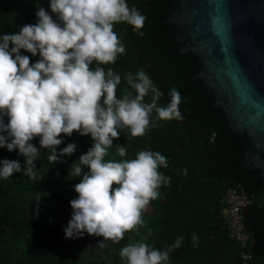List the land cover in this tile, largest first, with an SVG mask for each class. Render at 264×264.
<instances>
[{
  "label": "clouds",
  "instance_id": "clouds-1",
  "mask_svg": "<svg viewBox=\"0 0 264 264\" xmlns=\"http://www.w3.org/2000/svg\"><path fill=\"white\" fill-rule=\"evenodd\" d=\"M48 7L51 11L37 7L35 23L0 33V147L24 157L23 167L19 159H0V178L21 172L40 180L44 173L35 162L42 148L47 160L56 162L77 148L73 141L57 149L64 139L60 133L90 134L91 146L69 169V176L81 178L73 186L78 195L69 201L72 212L63 232L65 238L102 237L97 244L106 247L107 241L117 243L126 231L145 223L144 210L160 195L161 185L171 181L160 170L169 164L159 150L106 159L113 138L121 129L134 137L158 127L159 121L184 119L181 93L173 86L167 102L158 103L165 93L141 68L126 74L130 88L117 96L121 74L102 65L114 63L125 50L114 31L116 22H126L143 35L146 14L136 5L128 0H49ZM21 49L39 53V58L30 63ZM37 136L39 147L32 143ZM215 136L213 131L210 140ZM117 145L119 156L126 157V147ZM183 239L177 236L162 249L139 240L123 245L119 255L124 264H168L169 253ZM192 240L195 246L196 233Z\"/></svg>",
  "mask_w": 264,
  "mask_h": 264
},
{
  "label": "trees",
  "instance_id": "trees-1",
  "mask_svg": "<svg viewBox=\"0 0 264 264\" xmlns=\"http://www.w3.org/2000/svg\"><path fill=\"white\" fill-rule=\"evenodd\" d=\"M38 1L0 0V33L16 32L25 23H35ZM128 2L146 14L140 30L143 35L126 22H116L114 31L125 50L114 63L102 66L121 74L118 97L130 88L126 74L141 68L165 93L158 103H166L168 89L177 87L184 116L182 120L159 121L158 127H149L140 136L130 137L127 129H121L109 147L125 146L127 154L123 158H132L145 148L159 150L168 158L169 166L160 170L170 175L171 181L161 185L160 195L150 201L153 214L143 215L148 232L145 242L162 249L183 236L180 246L169 253L168 264H241L238 247L221 216L226 188L237 184L250 199L244 215L245 229L255 236L248 246L250 264H264V185L256 171L240 161L239 133L229 128L223 113L209 103V91L202 81L191 76L197 65L195 55L178 52L174 26L163 20L171 0ZM20 51L29 55L30 63L39 58V53ZM213 131L216 136L210 140ZM59 135L64 139L57 149L73 141L77 148L56 162L48 161L47 149L42 148L35 162L38 171L44 173L42 179L32 180L21 172L0 178V264H124L116 251L127 241L129 230L119 242L105 247V261H95L92 257L96 253H82L73 238H65L61 213L66 203L78 195L73 186L81 178L69 176V169L90 146L86 134L76 130L71 135ZM32 143L39 147V137H34ZM5 157L19 159L23 167L24 157L18 156L17 150L0 147V159ZM69 209L72 212L70 205ZM193 233L198 236L195 246ZM20 245L25 255L13 260L11 251Z\"/></svg>",
  "mask_w": 264,
  "mask_h": 264
},
{
  "label": "water",
  "instance_id": "water-1",
  "mask_svg": "<svg viewBox=\"0 0 264 264\" xmlns=\"http://www.w3.org/2000/svg\"><path fill=\"white\" fill-rule=\"evenodd\" d=\"M163 20L178 52L195 55L191 76L239 133L240 161L264 185V0H171Z\"/></svg>",
  "mask_w": 264,
  "mask_h": 264
},
{
  "label": "built area",
  "instance_id": "built-area-1",
  "mask_svg": "<svg viewBox=\"0 0 264 264\" xmlns=\"http://www.w3.org/2000/svg\"><path fill=\"white\" fill-rule=\"evenodd\" d=\"M222 202L221 216L229 237L238 247L241 264H250L248 246L255 238L253 232L245 229L244 210L250 203L249 195L239 185H231L226 188Z\"/></svg>",
  "mask_w": 264,
  "mask_h": 264
},
{
  "label": "rangeland",
  "instance_id": "rangeland-1",
  "mask_svg": "<svg viewBox=\"0 0 264 264\" xmlns=\"http://www.w3.org/2000/svg\"><path fill=\"white\" fill-rule=\"evenodd\" d=\"M41 5L44 6L47 10L51 11L50 8L48 7L49 0H39L38 1V7L41 6ZM86 136H87V139H88V142H89V146H91L93 140H92L90 134H86ZM105 158L106 159H123V157L119 156L117 148H114V149L109 148L108 153L106 154ZM69 205L70 204L67 202L66 206L64 207V209L62 210V213H61V218H62V222H63L64 226H66L67 221H68V219L70 218V215H71V211L69 209ZM153 212H154V206L151 203H149V205L144 210L143 215L148 217V216L152 215ZM147 235H148V232H147L146 226L138 225L136 228L128 231L127 241L123 245L128 244V243H133V242H136V241H139V240L145 241L146 238H147ZM93 236H95V235L91 234L90 237H93ZM83 237L84 236L74 238L76 240L78 249L82 253H86V254L96 253L92 257V259L94 258L95 261L100 260V259L102 261H105L106 257H107V253H106L105 247H101L100 245H92L89 242V240L85 242ZM101 239H102V237H101ZM111 245H112V242L111 241H107V246L106 247H110ZM122 246L117 248V251H116L117 255H119V251H120V248ZM11 255H12L13 260H15V259H17V258H19L21 256H24L25 255V251H24V248L22 247V245H20L18 247H15V249H13L11 251ZM123 262H124V260H123Z\"/></svg>",
  "mask_w": 264,
  "mask_h": 264
},
{
  "label": "flooded vegetation",
  "instance_id": "flooded-vegetation-1",
  "mask_svg": "<svg viewBox=\"0 0 264 264\" xmlns=\"http://www.w3.org/2000/svg\"><path fill=\"white\" fill-rule=\"evenodd\" d=\"M247 208V207H246ZM246 210L247 209H245L244 210V213H246ZM91 236V234H85L84 235V241L86 242V241H88L89 240V242L92 244V245H98L97 244V241L98 240H100L101 239V237H98V236H93V237H90ZM74 239V238H73ZM74 241L76 242V240L74 239ZM77 244V243H76Z\"/></svg>",
  "mask_w": 264,
  "mask_h": 264
}]
</instances>
